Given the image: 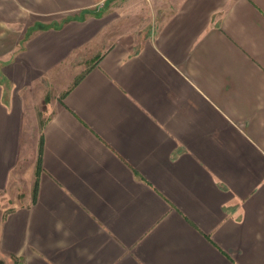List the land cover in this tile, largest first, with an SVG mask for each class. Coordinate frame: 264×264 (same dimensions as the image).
<instances>
[{
	"label": "crops",
	"instance_id": "obj_1",
	"mask_svg": "<svg viewBox=\"0 0 264 264\" xmlns=\"http://www.w3.org/2000/svg\"><path fill=\"white\" fill-rule=\"evenodd\" d=\"M121 1L0 0V264H264V0Z\"/></svg>",
	"mask_w": 264,
	"mask_h": 264
},
{
	"label": "rangeland",
	"instance_id": "obj_2",
	"mask_svg": "<svg viewBox=\"0 0 264 264\" xmlns=\"http://www.w3.org/2000/svg\"><path fill=\"white\" fill-rule=\"evenodd\" d=\"M165 5L162 1L153 0H123L117 10L110 17L114 18L112 24L114 31L113 37H118L128 44L136 43L135 49L141 40L153 35L161 19H163ZM92 63L87 64L89 70ZM53 94L47 95L42 103L38 104L37 114L40 127L50 115L49 103L52 101Z\"/></svg>",
	"mask_w": 264,
	"mask_h": 264
},
{
	"label": "trees",
	"instance_id": "obj_3",
	"mask_svg": "<svg viewBox=\"0 0 264 264\" xmlns=\"http://www.w3.org/2000/svg\"><path fill=\"white\" fill-rule=\"evenodd\" d=\"M42 144L40 146V158H39V162H38V168H37V177H39L40 175V172H41V154H42ZM36 192H37V185H36V188H35V191H34V195L36 196Z\"/></svg>",
	"mask_w": 264,
	"mask_h": 264
}]
</instances>
